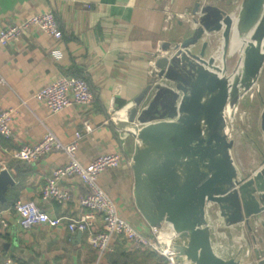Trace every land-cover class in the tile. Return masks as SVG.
Returning <instances> with one entry per match:
<instances>
[{
    "label": "crops",
    "instance_id": "0c3cea01",
    "mask_svg": "<svg viewBox=\"0 0 264 264\" xmlns=\"http://www.w3.org/2000/svg\"><path fill=\"white\" fill-rule=\"evenodd\" d=\"M241 1L235 0L233 12L239 10ZM197 2L0 0V29L30 14L52 10L62 31V37L56 40L33 27L8 45L0 46V76L5 80L0 84V109L15 110L11 136L0 135V171L7 169L14 180L4 190L5 201H0V213L8 219V226L0 223V264H5L7 258L19 264H96L98 252L90 245L88 234L71 232L67 219L57 226L42 223L24 229L13 210L17 201L33 200L54 218H75L85 211L80 199L88 189L78 176H69L60 184L71 194L67 204L43 197L47 178L68 161L63 152H52L32 163L13 157L16 150L40 140L47 128L65 143L80 132L77 154L83 164L100 154L122 155V165L104 171L100 184L117 202L120 215L142 233H149L150 223L135 200L131 161L136 139L128 131V122L115 123L110 116L113 108L129 116L136 99L159 80L151 72L152 62L171 53L163 49L164 43L175 45L193 33L195 26L190 17L197 14ZM214 3L222 8L218 1ZM168 13L187 15L174 19L172 26L165 29ZM218 36L221 34H213ZM54 49L60 51L59 55L53 53ZM61 75L85 79L94 101L88 106L74 105L52 113L34 98L43 86ZM86 122L91 131H86ZM102 227L98 218L93 230L99 232ZM119 252L135 258L132 264L160 262L156 253L134 250L127 242L116 240L111 253ZM101 264H109L108 254Z\"/></svg>",
    "mask_w": 264,
    "mask_h": 264
},
{
    "label": "water",
    "instance_id": "95a60500",
    "mask_svg": "<svg viewBox=\"0 0 264 264\" xmlns=\"http://www.w3.org/2000/svg\"><path fill=\"white\" fill-rule=\"evenodd\" d=\"M199 10V26L190 36L163 44L171 53L154 62L159 80L129 112L128 131L136 139L135 200L150 224L169 223L177 234L179 263L242 264L215 244L211 208H217L221 225L251 229L256 219L264 227V163L242 177L228 128V119L264 69V0H242L237 12L197 2ZM214 33L221 34L220 64L207 55ZM236 52L240 58L230 70L228 57ZM261 118L264 132V108ZM13 183L10 172L1 170L0 201ZM258 264H264V252Z\"/></svg>",
    "mask_w": 264,
    "mask_h": 264
},
{
    "label": "built area",
    "instance_id": "2783aa9c",
    "mask_svg": "<svg viewBox=\"0 0 264 264\" xmlns=\"http://www.w3.org/2000/svg\"><path fill=\"white\" fill-rule=\"evenodd\" d=\"M186 15L168 13L164 28H170L174 19L185 18ZM200 15L201 12L199 10L197 14L190 17L191 23L195 28L199 26ZM33 27L38 28L41 32L56 40L62 37V31L57 24L54 12L48 10L30 14L18 22L2 27L0 29V46L8 45ZM59 52L58 49L53 50L55 55H59ZM152 64L154 65V62ZM151 72L158 79V71L155 65ZM3 83H5V80L0 76V84ZM34 98L44 103L52 113H58L74 105L88 106L94 101L95 96L85 79L61 75L43 86L35 94ZM14 113L15 110L12 108L0 109V135L4 137L11 136V122ZM128 117L127 112L124 114L123 111L113 108L110 120L115 123H127ZM85 129L86 131L92 130L88 122L85 123ZM81 138V133L77 132L74 140L65 143L47 128L45 134L36 143L25 145L13 152L15 159L29 163L36 162L55 151L63 152L67 156V163L56 168L43 186L42 194L46 199L51 198L57 200L60 204H67L71 200V194L69 190L62 188L60 184L63 179L69 176H78L88 189L85 196L80 199V204L85 208V211L75 218H54L40 209L33 200L17 201L13 210L18 215L20 226L24 229H29L42 223L57 226L63 219H67V227L71 232H86L88 234L90 245L98 252L96 264H101L108 253L115 251L116 240L127 242L134 250L154 252L162 257L166 264H182L176 259L175 249L181 244V241L169 223H163L160 226L150 224L149 233H142L120 215L117 202L100 184L99 178L104 171L109 168H118L122 165V155L119 153L100 154L91 162L83 164L77 154ZM98 218L102 220L103 227L99 232H95L93 228ZM0 223L4 227L8 226L7 216L3 212L0 213ZM5 264L19 263L12 258H7Z\"/></svg>",
    "mask_w": 264,
    "mask_h": 264
},
{
    "label": "rangeland",
    "instance_id": "374dc122",
    "mask_svg": "<svg viewBox=\"0 0 264 264\" xmlns=\"http://www.w3.org/2000/svg\"><path fill=\"white\" fill-rule=\"evenodd\" d=\"M219 2L227 12H233L235 0H201L202 3ZM198 18V16H196ZM207 55L217 57L221 46V37H209ZM239 53L228 57L229 69L237 67ZM219 63V62H218ZM259 91L247 93L241 98L237 110L228 119L229 136L234 140L232 153L241 176L249 177L264 163V132L261 127V114L264 108V69L259 79ZM217 208L213 206L211 213L215 221L214 242L220 251L229 257H238L242 264H258L264 252V227L256 219L248 224L225 226L217 222Z\"/></svg>",
    "mask_w": 264,
    "mask_h": 264
},
{
    "label": "trees",
    "instance_id": "16d2710c",
    "mask_svg": "<svg viewBox=\"0 0 264 264\" xmlns=\"http://www.w3.org/2000/svg\"><path fill=\"white\" fill-rule=\"evenodd\" d=\"M158 256V255H157ZM134 259H131L129 254H126L124 252H119L118 254L116 253H108V261L109 264H132ZM160 262H157L156 264H165V260L160 257Z\"/></svg>",
    "mask_w": 264,
    "mask_h": 264
},
{
    "label": "bare ground",
    "instance_id": "6f19581e",
    "mask_svg": "<svg viewBox=\"0 0 264 264\" xmlns=\"http://www.w3.org/2000/svg\"><path fill=\"white\" fill-rule=\"evenodd\" d=\"M222 47H223V45H222V43H221V46H220V48H219V50H218V55H217V57H216V59H217V64H220L221 62H222ZM219 62V63H218ZM259 87H260V84H259V81L257 82V84L255 85V87H254V89L252 90V91H250V92H254V91H259ZM244 97V96H243ZM228 112H229V110H228Z\"/></svg>",
    "mask_w": 264,
    "mask_h": 264
}]
</instances>
